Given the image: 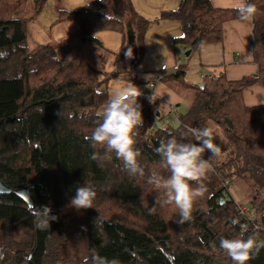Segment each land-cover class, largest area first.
<instances>
[{
    "label": "trees",
    "instance_id": "obj_1",
    "mask_svg": "<svg viewBox=\"0 0 264 264\" xmlns=\"http://www.w3.org/2000/svg\"><path fill=\"white\" fill-rule=\"evenodd\" d=\"M26 1L0 0V183L12 189L0 195V264H82L92 250L121 264H233L219 248L221 238L251 236L264 243V104L250 106L243 97L244 89L255 82L264 86V0H249L258 9L250 30L256 73L229 80L219 72L206 75L202 85L185 83L179 70L137 78V44L142 46L147 21L129 0H120L115 10H122L124 17L112 20L105 18L112 0L59 10L56 22L71 20L78 25L62 42H98L95 34L102 30L126 37L125 25L130 24L137 51L133 67L128 64L133 84H149L159 77L195 88L186 112H176L177 127L160 123L164 107L152 108L149 100L138 98L143 127L138 129L135 148L141 153L143 176L129 174L114 153L110 159L91 158L94 152L103 154L101 146L93 147L85 137L102 122L99 112L110 98L107 78L86 61H63L49 44L29 49L27 23L46 0H35L32 17H19ZM161 17L179 21L181 34L173 44L191 51L221 42L224 24L238 19L232 8H215L209 0H180L176 9L163 11ZM116 68V74L124 70L120 63ZM155 111L161 127L152 121ZM188 127L211 128L221 151L211 159L214 171L202 181L206 190L194 201L191 220L177 224L175 205L157 204L150 214L155 198L164 196L148 179L153 172L169 175L160 168L154 149L162 140L180 141ZM237 179L250 186V194L239 202L224 196ZM84 183L95 188L93 208L75 210L68 206L69 200L76 186ZM26 186L33 205H47L58 217L50 229H37L33 205L13 192ZM246 214L254 217L256 230L246 223ZM234 219L239 224L234 225ZM245 223L248 230L242 232L240 224ZM175 237L179 242L174 243ZM247 264H264V248Z\"/></svg>",
    "mask_w": 264,
    "mask_h": 264
},
{
    "label": "clouds",
    "instance_id": "obj_2",
    "mask_svg": "<svg viewBox=\"0 0 264 264\" xmlns=\"http://www.w3.org/2000/svg\"><path fill=\"white\" fill-rule=\"evenodd\" d=\"M223 3L231 7L238 15L241 24H250L258 9L249 0H223ZM106 19H118L113 16H105ZM126 57L132 58V49L125 53ZM71 58V57H69ZM142 92L131 82L126 86L113 90L111 97L99 112L101 123H99L89 136L85 139L93 147L101 146L103 154L94 152L93 160L110 159L114 153L115 157L123 162L124 169L131 175H144L138 157L140 151L135 148L136 135L138 129L143 127V117L141 105L138 98ZM191 140H188V137ZM208 150L211 152L209 159H204L203 154ZM160 157V168L169 173L166 177L153 172L148 182L157 190H163V199L155 198L154 205L149 209L150 214L156 211V205H175L178 210L179 219L177 224H184L191 220L194 201L205 192L202 181L208 174L214 171L211 159L220 154V147L214 143L213 131L211 128L188 127L182 138L178 141L175 137L167 141H160L159 146L154 149ZM190 182H195L196 187H192ZM96 198V191L93 185L84 183L76 186L74 195L69 200V207L75 210L93 208ZM32 214L35 216L36 228L48 230L51 222L58 219L52 213V209L47 205H33ZM232 223L239 224L238 220ZM243 232L248 230L246 224H240ZM219 248L227 254L233 264H247V262L257 255L264 243H258L251 236L243 238H221ZM121 264L119 259H108L99 255L95 250L91 251V256H85L82 264Z\"/></svg>",
    "mask_w": 264,
    "mask_h": 264
},
{
    "label": "rangeland",
    "instance_id": "obj_3",
    "mask_svg": "<svg viewBox=\"0 0 264 264\" xmlns=\"http://www.w3.org/2000/svg\"><path fill=\"white\" fill-rule=\"evenodd\" d=\"M91 1L92 0H46L39 13L32 17L35 0H27L22 12L17 15L24 18H33L27 23L26 28V43L29 49L40 44H49L58 49V56L63 61L81 60L88 62L100 71L102 77L107 78V92L108 96L111 97L113 90L126 86L129 82L133 84L132 80H130L131 74L128 71V64L130 66L131 60L124 58L123 55V53H126L128 50L127 38L119 32L102 30L95 34L98 42H83L78 39L62 42L76 31L78 25L75 21L71 20L56 22L59 10L80 9ZM125 1L127 3V0ZM134 3L138 7L135 1ZM105 12L109 16L124 17L123 11L119 10L115 13L112 5L107 6ZM137 14L139 15V13ZM144 19L147 21V29L143 37L142 46L141 44H137L140 54L135 65V71L137 72L136 76L138 79H146L149 73L160 70L165 71V74H171L175 71L174 66L176 64L180 67L181 71L185 72L183 80L189 84L202 85L206 75L212 77L219 74L221 67L217 65L218 57L216 52L218 54V46L215 43L205 44L198 50L199 52L194 50L191 51L190 55L186 56L185 52L189 48L184 47L182 44L174 45L173 38L166 39L175 27L174 24L169 23L177 22L180 25L178 20L148 16ZM159 23L160 26H157ZM59 42L63 44L57 46ZM205 59L209 61H205ZM117 63H120V65L124 67V70L119 74L115 73L117 71ZM165 82L169 83L183 98L180 103L181 105L178 107V113L186 112L187 107L194 98L195 88L192 86L186 87L181 85L179 81L172 79H165ZM133 85L142 92L140 96L142 98L144 95H148L152 92L149 84L140 82ZM149 105L152 108L156 106L153 103H149ZM159 121L161 124H168L171 127H177L179 125L178 120H171L169 123H166L165 119L163 120L160 118ZM210 124L216 126L213 122ZM205 152L206 154H203V158H210L211 152L208 150ZM228 187L229 193L236 202L243 201L247 198V195L250 194V186L242 179L234 180ZM224 196L228 199V194L226 192ZM245 207L249 211L252 209L251 203L248 202L245 203ZM174 241V243L179 242L178 237H175Z\"/></svg>",
    "mask_w": 264,
    "mask_h": 264
},
{
    "label": "crops",
    "instance_id": "obj_4",
    "mask_svg": "<svg viewBox=\"0 0 264 264\" xmlns=\"http://www.w3.org/2000/svg\"><path fill=\"white\" fill-rule=\"evenodd\" d=\"M93 1V0H92ZM136 7V12L142 17H161L163 11L176 9L180 0H129ZM137 3L138 7L135 5ZM211 5L215 8H231L223 3V0H209ZM112 2V1H111ZM111 5V4H110ZM64 22V21H60ZM58 23V22H57ZM174 29L170 32L166 39L175 38L181 34L180 25L175 22ZM54 25V24H53ZM160 26V23L157 25ZM125 34L127 40L133 37L132 26L125 25ZM164 30V29H163ZM162 30V31H163ZM251 23L241 24L239 19H234L226 22L223 26V40L215 43L218 46L217 65L221 67L219 72L226 74L229 80H238L240 78L254 75L257 71V65L253 60L252 55V38H251ZM60 44V42H59ZM57 44V45H59ZM207 46V45H206ZM130 45L128 43V49ZM199 52V51H198ZM191 53V52H190ZM124 57H126L125 53ZM206 58V56H205ZM131 60L132 58H128ZM207 59V58H206ZM205 61H209L206 60ZM216 61V60H215ZM204 66V65H203ZM179 71H181L179 67ZM185 72L183 75V79ZM175 80V79H172ZM181 85L186 86L180 80H176ZM202 81V80H201ZM187 83L186 81H184ZM189 84V83H188ZM191 85H197L191 83ZM187 87V86H186ZM244 102L247 105H260L264 104V86L255 82L254 84L246 87L243 92ZM140 98V97H139ZM142 98V97H141ZM145 99L155 104V108L163 111V104H175L178 107L181 105L183 98L178 92L169 84L164 81H158L152 90V93L144 95ZM158 105V106H157Z\"/></svg>",
    "mask_w": 264,
    "mask_h": 264
},
{
    "label": "water",
    "instance_id": "obj_5",
    "mask_svg": "<svg viewBox=\"0 0 264 264\" xmlns=\"http://www.w3.org/2000/svg\"><path fill=\"white\" fill-rule=\"evenodd\" d=\"M120 0H112L111 5L113 7V10H116L118 7ZM128 43L130 45V48L132 49V59L130 61V68L133 67L134 63L137 60V51L136 48L134 46V37H132L131 39L128 40ZM191 52V49H187L185 52V55L188 56ZM159 116V112L155 111L153 116H152V121L155 123L156 127H161L160 124H158L157 122V117ZM12 189L3 185L2 183H0V195L10 192ZM13 192L20 197L28 206H32L33 205V201H32V197L29 194V186H26L24 188H20V189H15L13 190ZM222 199L221 202L222 203ZM27 258H29V255H27Z\"/></svg>",
    "mask_w": 264,
    "mask_h": 264
},
{
    "label": "built area",
    "instance_id": "obj_6",
    "mask_svg": "<svg viewBox=\"0 0 264 264\" xmlns=\"http://www.w3.org/2000/svg\"><path fill=\"white\" fill-rule=\"evenodd\" d=\"M174 70L175 71H178L179 70V66L176 64L175 66H174ZM174 71V72H175ZM160 78L159 77H157V78H154V79H152L150 82H149V87L152 89V90H154V87H155V85H156V83L158 82V81H160L159 80ZM152 93V92H151ZM164 106V108H165V114H164V116H165V122L166 123H169L171 120H177V116H176V112H177V110H178V106L177 105H175V104H163ZM227 194H228V197L229 198H232V196H231V194L230 193H228V192H226ZM240 209L242 210V211H244V212H246L247 211V209L245 208V207H240ZM246 223L247 224H250L251 226H252V230L254 231V230H256L257 228H258V225L255 223V220H254V217L251 215V214H246ZM245 223V224H246ZM242 231V230H241ZM243 232V231H242Z\"/></svg>",
    "mask_w": 264,
    "mask_h": 264
}]
</instances>
